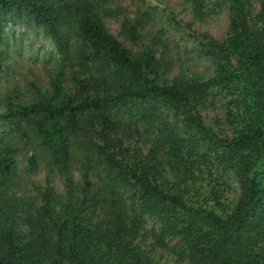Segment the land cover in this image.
Returning a JSON list of instances; mask_svg holds the SVG:
<instances>
[{"label":"trees","instance_id":"1","mask_svg":"<svg viewBox=\"0 0 264 264\" xmlns=\"http://www.w3.org/2000/svg\"><path fill=\"white\" fill-rule=\"evenodd\" d=\"M215 2L227 10L226 37H194L212 76L167 80L162 56L127 49L88 0H0V41L6 23L24 19L66 56L72 17L75 61L93 69L89 79L75 78V95L57 75L59 100L4 101L0 121L21 136L23 123L34 128L66 190L56 197L44 189L24 211L26 200L10 193L18 168L7 129L0 133V264H156L141 249V231L162 249L175 239L187 264H264V0ZM129 37L137 38L133 28ZM214 95L224 101L230 137L217 136L200 114ZM117 116L129 121L121 127ZM90 128L98 140L87 158L97 161H85L74 182L70 137ZM227 174L238 184L230 211Z\"/></svg>","mask_w":264,"mask_h":264},{"label":"rangeland","instance_id":"2","mask_svg":"<svg viewBox=\"0 0 264 264\" xmlns=\"http://www.w3.org/2000/svg\"><path fill=\"white\" fill-rule=\"evenodd\" d=\"M88 1L92 3V14L96 19L127 49L136 52L139 48H150L158 57L162 56L167 80L181 72L187 77L196 75L207 79L212 76L213 65L208 59H200L194 37L198 34L214 40L226 37L229 24L227 10L219 9L215 0ZM68 20L65 34L71 48L66 56L57 53L53 41L42 27L24 19L5 24L0 41V114L4 111L2 107L7 98L24 106L39 102L41 97L59 100L60 95L53 89L57 75L63 88L71 95L77 93L76 77L87 80L93 75L92 68L79 66L75 61V54L79 51L78 39L75 28L70 27L73 18L69 17ZM130 28L135 30L136 40L129 37ZM89 86L92 89L94 84L90 82ZM202 105L200 114L205 124L217 136L230 137L232 130L225 121L221 97H206ZM115 120L121 127L129 121L121 116L115 117ZM6 129L18 168V176L12 183L10 193L26 200L22 204L23 210L29 212L32 206L38 205V198L44 189L61 197L66 190V178L50 153L41 146L34 128L23 123L24 136H21L0 121V133L5 135ZM118 132L122 134V128ZM97 140V134L91 128L71 135L68 166L70 179L74 182L84 172L85 161H97L95 155L87 158ZM88 174L92 181L97 180L95 171L89 170ZM222 181L229 185L224 191V206L230 211L238 196V184L231 174L223 177ZM217 212L221 213L219 210ZM151 223L147 222L144 229H149ZM140 236L141 249L154 263L187 264L175 239H166L167 246L162 249L154 244L149 231H141Z\"/></svg>","mask_w":264,"mask_h":264}]
</instances>
